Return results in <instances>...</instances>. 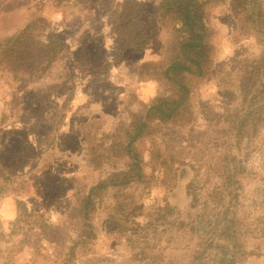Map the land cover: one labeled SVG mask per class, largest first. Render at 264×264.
Returning <instances> with one entry per match:
<instances>
[{
  "label": "rangeland",
  "instance_id": "374dc122",
  "mask_svg": "<svg viewBox=\"0 0 264 264\" xmlns=\"http://www.w3.org/2000/svg\"><path fill=\"white\" fill-rule=\"evenodd\" d=\"M139 1L141 49L115 33L121 0H0V41L32 23L35 49L66 44L43 72L0 67V264H264V81L245 99L250 74L237 72L243 59L264 62V21L240 30L230 0L207 1L212 64L191 79L192 116L152 122L134 146L143 177L79 214V196L129 161L110 150L111 135L166 92L154 68L170 19L160 0ZM82 89L104 114L73 117ZM70 128L77 137L59 134Z\"/></svg>",
  "mask_w": 264,
  "mask_h": 264
},
{
  "label": "trees",
  "instance_id": "16d2710c",
  "mask_svg": "<svg viewBox=\"0 0 264 264\" xmlns=\"http://www.w3.org/2000/svg\"><path fill=\"white\" fill-rule=\"evenodd\" d=\"M207 1L209 0H160L158 2L159 16L170 19V37L165 50V59L154 68L159 69V72L155 71L164 81L166 92L154 97L143 112L131 114L129 125H120L111 135L115 139L109 144L110 150L117 156H127L129 161L126 162L125 170L107 174L92 185L87 193L79 196V214H82V218L88 219L95 209V200L101 199L107 189L128 184L133 179L143 177L140 171L141 157L134 146L137 140L147 132L152 122L181 124L192 116L188 96L191 90V79L208 75L212 64L213 47L210 40L212 29L207 19ZM252 1L255 2V0H230V9L242 31L253 28L256 22L254 15L261 18L260 24L264 21V9L258 5L259 7L254 10ZM119 7L120 10L114 22L115 33L124 37L127 45L136 49L144 48L147 38L142 21L138 18L142 12L141 1L121 0ZM31 24L28 23L18 32L0 41V67L13 73L37 74L46 70L63 51L65 41L58 38L37 40L35 49V45L31 42ZM262 57L264 58V55ZM242 61L238 64V74L241 77H247L250 74L245 79L241 78L244 98L247 97L251 88L256 90L253 95L256 97L260 91L259 88L254 87V84L264 81L262 77L264 62L258 65L256 62H248L244 59ZM36 63L40 66H36ZM253 72L256 76H252ZM248 81L253 83L247 84ZM252 113L240 120V129H243ZM230 229V227L227 228V233L231 232Z\"/></svg>",
  "mask_w": 264,
  "mask_h": 264
},
{
  "label": "crops",
  "instance_id": "0c3cea01",
  "mask_svg": "<svg viewBox=\"0 0 264 264\" xmlns=\"http://www.w3.org/2000/svg\"><path fill=\"white\" fill-rule=\"evenodd\" d=\"M55 78H57L56 76H55ZM65 79H68L69 80V78L67 77H62V78H57V80L58 81H66ZM75 94H79V93H75ZM80 96H74V100H76V101H74V109H73V111H74V116L73 117H75L76 119H78V114H82V113H86V111H87V109H90V108H93V109H98V108H100V109H98V110H95V112H93V113H95V114H97V113H99V112H97V111H100L101 110V108H102V111H101V113L102 114H104V111H103V104H101V103H96V102H90V100H88L89 99V95H88V93H87V95H85V91H83V89H82V92L79 94ZM102 114H100V116L102 115ZM72 128V127H71ZM70 128V129H71ZM66 132H63V131H61V132H59V134H61V135H70V134H75L76 135V137H77V134L76 133H74V131H72V129L71 130H65ZM64 137H67V136H64ZM60 150H61V152H63L64 153V149H62V148H59ZM66 153H67V156H70V154L66 151ZM67 158H69V157H67Z\"/></svg>",
  "mask_w": 264,
  "mask_h": 264
}]
</instances>
